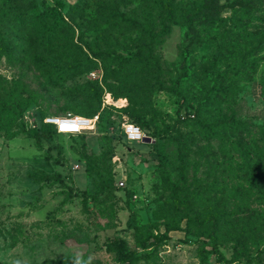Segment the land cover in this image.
Here are the masks:
<instances>
[{"label":"rangeland","instance_id":"1","mask_svg":"<svg viewBox=\"0 0 264 264\" xmlns=\"http://www.w3.org/2000/svg\"><path fill=\"white\" fill-rule=\"evenodd\" d=\"M28 2L36 4L29 13L58 5L70 25L64 35L84 51L119 57L99 58L89 71L70 65L39 71L34 61L43 56L41 41L32 30L19 38L10 29L15 52L12 60L0 61V82L18 81L33 93L35 102L23 115L26 128L38 127L46 116L89 117L93 92L100 95V120L80 134L45 133L41 148L25 135L0 137V264H126L124 248L138 258L132 264H221L201 252L211 249L210 224L171 232L157 247L138 246L137 238L150 242L167 228L186 227L190 214L172 199V185L181 187L179 200L188 201L201 219L217 222V248L227 259L239 249L264 258V155L255 181L249 176L264 142V48L241 62L264 37V8L225 9L211 29L191 30L179 20L151 46L161 67L156 81L152 62L136 56L149 43L144 30L161 29L144 0ZM114 10L138 23L117 22ZM175 81L181 96L159 90V84ZM128 98L136 102L139 122L124 112ZM124 99L126 108L118 103ZM124 120L156 143L127 145L119 135ZM36 170L58 173L62 183L34 184L28 174ZM70 189L78 195L71 197ZM234 264L257 263L240 258Z\"/></svg>","mask_w":264,"mask_h":264},{"label":"trees","instance_id":"2","mask_svg":"<svg viewBox=\"0 0 264 264\" xmlns=\"http://www.w3.org/2000/svg\"><path fill=\"white\" fill-rule=\"evenodd\" d=\"M146 2V7L149 10L156 11V18L160 23V31L159 33H154L151 30H144V33L147 37L149 43H143L138 47V51L136 52V56H140V58L150 60L154 65L156 70L155 80L159 81L161 74V67L159 61L156 56L153 54L152 47L153 45H158L162 42L163 38L166 37L169 33L170 27L176 24L179 20L188 25L189 29H193L198 25L199 27L203 26L211 29L215 26L216 23L221 21V13L225 9H248L249 7H262L264 8V0H233L228 3L221 4L218 0H144ZM27 0H0V61L2 59L12 60L15 52V44L8 35L10 29L14 30L17 35L23 36V32L25 29L32 30L34 34L41 41L43 48L41 55L39 58L35 57V65L37 66L39 71H45L48 67L55 68L57 71H61L65 66H71L74 71L80 69L82 66L86 67V70H93L94 66L97 65L96 60L101 59L104 62L107 58L113 57L118 58L119 55L111 54L107 50H97L93 51L89 47L86 51L82 49L83 47L79 45L77 42L73 41V38H69L66 34L70 29L69 23L65 20V17L60 12V8L58 5L54 4L52 6L44 5L41 11L35 13H29L28 11L31 9H35L36 4L28 2ZM9 12V13H7ZM111 18L117 20L120 23H131L137 24L134 18L129 17L125 13H121L118 10H114L111 14ZM85 48V47H84ZM264 48V37H260L256 41L255 47L245 52L242 56L241 62L245 60L247 56H250L254 51L261 50ZM220 53L215 55V63L220 62ZM114 60V59H112ZM67 64V65H65ZM243 64L240 65L239 69ZM106 64L104 65V70L108 68ZM233 69L238 72V68L236 66ZM47 71V70H46ZM45 71V72H46ZM188 73L186 69L183 70V76H186ZM218 79H224L225 73L222 75L217 74ZM179 78L178 80H180ZM177 80V81H178ZM172 82L170 87H162L159 84V90H169L172 93L181 96V93L178 92L177 86ZM214 86V85H213ZM216 87H212L211 91ZM222 89H215L217 93H221ZM219 93V94H220ZM224 94V93H222ZM93 97L95 98L96 105L90 114L89 117H85L80 112H75L76 116H81L85 118H92L95 115L98 116L99 123L100 120V95L97 92H93ZM118 98V96H115ZM128 107L124 112H126L131 119L135 120V122H139L137 110H136V102L131 98H128ZM210 100V98H208ZM35 102V98L32 92H29L24 85L19 83L18 81H8L3 80L0 82V137L5 135L8 139H14L19 135H25L29 139L34 140L35 146L37 148H41V137L45 134H54L56 133V128L52 125H47L42 122L41 118L39 120V126L30 129H27L24 121L23 115L25 110ZM125 107V108H126ZM74 114V115H75ZM179 111H177V115ZM132 123V122H131ZM180 123V119L176 120V124ZM134 124V123H132ZM175 124V125H176ZM222 124V123H221ZM138 126L137 124H135ZM139 127V126H138ZM140 128V127H139ZM141 129V128H140ZM175 133L177 135L176 142L179 147V138L180 133L179 130L174 127ZM142 130V129H141ZM143 131V130H142ZM144 132V131H143ZM147 136L151 137L156 143L155 138H153L148 131L144 132ZM120 138L129 146H133L135 143H128L119 131ZM143 144V143H140ZM264 155V142H263V150L255 157V165L249 166V176L251 181H255V172L259 168V163ZM50 159L46 158L48 162ZM179 167L178 172L181 180H184V174L182 169L183 158L178 156ZM60 161L58 159L53 160V165H59ZM28 178L32 180L34 184H45V183H62V179L60 174H47L44 171L36 170L32 173L28 174ZM256 188L257 185L253 184ZM258 189V188H257ZM181 190V187L177 185L171 186V197L176 202L185 205V210L190 214L189 217L186 218V227L181 228L180 226H175L171 228H167L163 233L152 235L148 239L150 242L146 240H141L137 238L136 242L138 246L142 249L148 248L150 246L157 247L160 243L169 240L171 232H188V227L196 226V225H207L210 224L211 229L208 233V238L211 240V249L201 251L203 254H212L215 256L217 262L221 264H234L240 258H243L247 262L255 261L257 264H264V258L260 253H257L255 256H250L245 250L239 249L237 250L230 259H227L217 248L216 239H215V231L217 228V222L213 219H201L198 214L191 208L190 203L186 200L181 201L178 198V191ZM71 197L77 196L78 192L70 189ZM260 192H262L260 190ZM122 244V243H121ZM126 251L124 255L126 264H132V262L138 260V258ZM72 264H81L79 262H72Z\"/></svg>","mask_w":264,"mask_h":264},{"label":"built area","instance_id":"3","mask_svg":"<svg viewBox=\"0 0 264 264\" xmlns=\"http://www.w3.org/2000/svg\"><path fill=\"white\" fill-rule=\"evenodd\" d=\"M108 100H110L109 96ZM109 102L112 103V100H110ZM109 102L105 101L106 104H110ZM118 103L121 104V107H125L127 105L125 99L119 100ZM97 121V115L92 118H85L70 113L64 117L46 116L42 119V122L44 124L54 126L56 128V131L61 134H80L85 129L94 128ZM66 129H74L76 131H66ZM120 130L128 143H143L144 138L149 137L138 126L127 122L126 120L122 121ZM149 138L151 139V143H153L154 140L151 137Z\"/></svg>","mask_w":264,"mask_h":264},{"label":"water","instance_id":"4","mask_svg":"<svg viewBox=\"0 0 264 264\" xmlns=\"http://www.w3.org/2000/svg\"><path fill=\"white\" fill-rule=\"evenodd\" d=\"M143 143H151V139L149 137L144 138Z\"/></svg>","mask_w":264,"mask_h":264},{"label":"bare ground","instance_id":"5","mask_svg":"<svg viewBox=\"0 0 264 264\" xmlns=\"http://www.w3.org/2000/svg\"><path fill=\"white\" fill-rule=\"evenodd\" d=\"M66 131H76V130H74V129H66Z\"/></svg>","mask_w":264,"mask_h":264}]
</instances>
